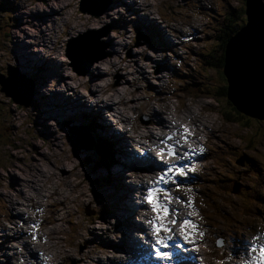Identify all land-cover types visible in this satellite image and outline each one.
<instances>
[{"label":"rangeland","instance_id":"1","mask_svg":"<svg viewBox=\"0 0 264 264\" xmlns=\"http://www.w3.org/2000/svg\"><path fill=\"white\" fill-rule=\"evenodd\" d=\"M41 1L43 2V0H0V80L2 81V88L6 90V94L12 93V87L9 86L10 82L3 75H7L6 72L9 67H16L19 71H23L22 73L27 74L23 77L27 81L23 83L30 86L32 99L31 97L25 98L34 100L37 106L28 103L26 106L16 107L13 104L14 99L8 96L11 99L9 100L4 95L5 93L0 91V226H5V232L8 233L0 231V264L6 263L4 258L6 255L10 256L12 254L14 247H20L18 249L24 253L25 264H46L50 261L52 264H137L138 262H134L138 259L136 257H140L144 251H146L145 256H147L145 259L148 258L146 249L148 244H144L145 239L141 236L139 238L141 244L143 243V247L139 253H134L135 250L133 249L131 255L134 256H127L123 252H118V250L114 253L115 250L111 248L112 251H107V255L101 254L102 257L106 256L108 259L91 263L85 257L94 246H97V253L100 254L103 240L109 241L110 245L117 243L120 239L117 230L120 227H116V219L111 214L101 210L97 206L96 200H94L97 196V200L110 199L104 192L102 185L104 182L100 180L103 179L101 177L104 172H100L103 165L99 163V153L96 157L99 165L93 164V168L92 148L88 150L87 155L82 148L80 149L79 154L84 159L89 158L87 168L83 172L81 167L80 169L77 168L78 161L74 158L76 156L71 153L68 144L70 143L69 138H66L68 135L76 137L77 134H69L67 128L73 126L76 131H81V126H74V124H78L76 115L82 109L79 106H70L71 108H68L65 112L62 111V115L56 116V113L60 112L62 107L60 93L62 92L64 96L73 97L72 88L77 85L80 86L79 83H84V87H80L81 92L89 93L87 91L89 87L94 92L93 94H97V97H91L90 94H87L89 98H92L89 101H97L101 96L104 100L105 97L109 96L116 103L115 106L108 107L110 114L106 110L104 121L105 124L111 128L113 127L114 131L120 133L126 131L125 138L127 140H133L128 137L130 132L133 134L146 132L145 130L149 128L144 125L150 123L149 114L151 110H140L138 105L134 103L139 98L140 101H145L150 95L154 94L162 95L163 99L158 101L163 100V103L166 102L165 104L169 106L171 114H161L165 121L168 119L166 121L167 125L170 124L172 127L174 124H179L181 123L178 122L180 119L183 122L188 121L186 123L196 125L191 133V140L194 145L197 143L208 155L207 159L204 156L202 160L203 169L199 175L204 180L198 190L205 193V195H201L205 201L207 200L206 196H209L214 202H207V205H202L205 225L210 237L215 239L214 242L207 245L208 249L206 250L209 254V260L211 259L210 256L221 253L222 244L218 243L220 239H216L214 236L222 235L221 231L216 233L217 228L228 227L231 223L234 224L235 221L252 219V213L258 208V204L254 205L257 200L248 191H250L251 185L263 186L264 183V119L259 120L238 112L227 100L226 92L223 94L218 92L226 85L223 75H219L218 69L213 65L204 64L206 57L212 63H216L218 59L220 60L222 44L216 38L219 35L221 36L220 32L224 29L222 21L232 19L224 17L227 13L226 6L232 7L238 14H242L241 10L244 8L245 1L125 0L127 3H132L137 12H133L132 9L127 12L122 4L115 3L116 0H85L86 3L83 4V7L80 4L82 0H47V4L43 5ZM258 1L264 9V2L262 0ZM58 2H62V4ZM147 3H149L147 9L152 12L151 17L148 16V18L155 20L177 47L155 45L152 36L153 30L146 28V25L144 26V23L138 19V15L145 16L144 13H146L138 9V6H144ZM107 4L109 7L97 16L95 13H98L101 9L103 10ZM36 7L39 10L44 8L45 11L60 7L61 13L54 14L52 17L47 15L44 19H41L42 14L34 15L31 13L35 11ZM85 14L86 16L96 17L95 19L101 15L105 17L92 27H83L79 22L84 21ZM233 23L238 25L239 17L234 19ZM35 25L37 28H35ZM46 25L49 30H45ZM74 25L75 28L72 29L71 26ZM88 30L91 31L88 32ZM86 31L88 33H85ZM92 32H95V34L92 35ZM47 33L50 40L46 39ZM179 33L188 36V41L177 37ZM77 35H82L83 39L94 36V39L99 40L98 51L91 56L88 55L90 48L81 47L82 40H78L80 48L84 51V55L80 52L79 55H76L84 61L78 63L80 67H77L69 58V49L67 48L70 41L76 39ZM45 39L46 41L43 42ZM8 48H13L19 54L25 53L24 57L20 56L16 60L15 55H10ZM143 49L145 53H141ZM28 50L34 63H32V68L26 69L27 67L19 62L25 63L24 59L27 58L26 53ZM167 50L169 51L167 52ZM152 52L157 54L153 55L157 60L161 57L165 59L167 68L157 72L154 68L149 67L145 55L152 56ZM113 53H118L121 57L130 56L133 59L131 61L126 60L125 65H123L120 57ZM100 55L104 58L97 59L96 57ZM112 55L114 56L113 59ZM49 60L54 62L50 67L47 62ZM84 65L85 67L89 66V70L93 73L102 71L103 74L93 76L91 72L84 68ZM74 74L78 75L79 78L74 79ZM157 76L162 79H156ZM136 89L138 91H135ZM73 91L75 90L73 89ZM131 92L136 93V97ZM76 93L82 95L80 92ZM117 96H120L119 103L121 104L117 103L118 99H115ZM133 97L138 100L129 101ZM97 103L99 102L97 101ZM108 103H110V100H108ZM153 104V108L161 107L159 103L153 102ZM85 107L89 108L91 106L86 105ZM196 118L198 119L196 120ZM84 120L86 121L85 117ZM118 120L124 121L123 127L121 121H119L120 126L116 124ZM117 126L120 129H117ZM150 126H155V124ZM75 137L73 138L75 139ZM160 145L159 147L167 146ZM126 146L128 148V145ZM103 154L109 155L106 148ZM141 154L138 153L134 162H132L135 165V170H142V163L137 160ZM69 156V159L74 158L76 160V166L73 167L72 164L74 163H69L66 159ZM166 157L168 159L171 156L166 155ZM125 158L119 157L120 160H126ZM138 164L139 168H137ZM250 165L259 167L261 172L258 179L251 175L255 172L251 170ZM119 169L120 173L125 171V182H128L131 178L127 173L134 171H126V167L122 169L121 165L109 167L111 172ZM115 173L117 174V172ZM84 174L89 177H84ZM96 180H98L99 185ZM133 182L136 184V181L133 180ZM109 186H105L107 193H109ZM167 189V193H170L175 201L183 204L180 199H177V195L180 197L184 193L180 191V188H177L174 179L167 186ZM174 189L175 192H173ZM256 191L257 188L253 193L256 194ZM50 192L55 193L59 199H64L62 197H65V195L67 197L62 202L68 209L66 212L62 211L63 217L58 223L54 222L52 216L54 207L51 206L53 204L52 199L50 200L47 196ZM186 197L191 198L192 202L195 201L192 195H186ZM29 198L31 200H28ZM20 203H23V205H20ZM32 203L41 204L37 215H45L46 219L42 222L36 217L35 229L39 233L35 234V231L31 230V234L28 236L25 234L24 229L27 230L33 226L30 222L27 223L28 220L30 221L31 218L35 217L33 215L34 211L30 209ZM129 204H133V200H130ZM253 205L254 207L249 210ZM185 206L189 207V205ZM231 208L236 209L234 211L235 216L226 214ZM182 210L180 208L178 212L180 213ZM21 211L25 215L23 216L24 219L18 218L17 213ZM102 213L111 221L110 224H107L109 232L105 235V239L100 237L102 229L105 230L104 222L98 221L97 218V215ZM259 213L264 218V206L260 208ZM13 215L14 217L10 218ZM175 217H177V214ZM200 217L201 214L198 211L197 222L194 223L198 227L195 234L189 236V240L203 237L202 235L205 233V230L200 227L202 224L199 223ZM134 219L137 220V215L134 216ZM78 220H80L79 223ZM142 220V217L139 216V222ZM172 227L175 229V238H178L180 232L179 221ZM132 231H134L133 228L129 230V233L132 234ZM168 234L172 235V233ZM168 243L169 247H166L165 250L150 249V264L170 263V258L163 260L162 257L159 258L156 255L157 251H166L168 256L171 257L173 255L171 247L177 242L173 244L170 241ZM240 244L235 245L239 246ZM149 247L151 248V245ZM49 249L50 251H48ZM50 253H52L54 259H50ZM95 254L96 252H93L94 257ZM17 256L13 254V258ZM11 261L14 262L13 259Z\"/></svg>","mask_w":264,"mask_h":264},{"label":"bare ground","instance_id":"2","mask_svg":"<svg viewBox=\"0 0 264 264\" xmlns=\"http://www.w3.org/2000/svg\"><path fill=\"white\" fill-rule=\"evenodd\" d=\"M57 1V0H56ZM112 1V0H110ZM42 2V1H41ZM47 4V0H43L42 2V5L43 4ZM60 4H62V2H58ZM86 2L84 1V4ZM115 3H119V4H122L125 8H126V11L129 12L130 10L129 9H132L133 12H137V9H135L134 5L132 3H127L125 0H116ZM149 3H147L146 5H141V6H138V9L140 10H143L145 14V16H139L138 15V19L140 21H142L144 23V26L146 25V28H150L151 30H153V40H154V43L156 46H165V47H177V45L175 43H173L170 38L166 35L165 31L163 30V28H161L156 22L155 20H150L148 18V16L151 17V11H149L147 9ZM113 8H115V6H113ZM117 9V8H116ZM61 8L59 7L58 9H53V8H50L49 10H46L43 8L42 10L40 9H35V11L31 12L33 13L34 15H40L42 14L43 16L41 17V19H44L47 15L49 17H52L54 14H57V13H61L60 12ZM125 13V12H124ZM100 14L102 13H97L96 15L99 16ZM86 16V14H85ZM38 17V16H37ZM105 16L102 17V15L100 17H97V19H95L96 17H93V16H86V18H84V21H80L79 23H81V25H83V27H92L96 24H98L102 19H104ZM40 18V17H38ZM107 18V17H106ZM40 19V20H41ZM153 19V18H152ZM51 21V20H50ZM35 28H37V26L35 25ZM34 28V29H35ZM39 28V27H38ZM72 29L75 28V25L74 26H71ZM45 30H49V27L46 25L45 26ZM40 31V30H39ZM91 30H88V32H90ZM87 31L85 33H88ZM84 33V34H85ZM95 34V32H92V35ZM47 40H50V36L49 34L47 33ZM46 39L43 41L45 42ZM78 40H82L81 41V47H86V48H90L88 50L89 54L88 55H94L96 51H98V46H99V40L97 39H89V38H86V39H83L82 38V35H77L76 39H72V41H70V43L68 44V53L70 55V58L71 60L73 61V63L75 65H77V67H80V64H78L80 61L82 60H78L79 56H76V55H79V52H77V50H75V48L77 46H79L78 44ZM51 42V41H50ZM13 45V44H12ZM30 46V45H29ZM96 46V47H94ZM98 47V48H97ZM157 48V47H156ZM9 50V53L10 55H15L16 57V60L17 58H19L20 56H22V58L24 57V54H19L17 53L13 48H8ZM21 51V50H20ZM27 52V51H26ZM141 53H145V50H141ZM115 54L116 56H119L123 65H125V62L126 60L127 61H131V59H133L132 57H128V56H120L118 53H113ZM150 54V53H149ZM27 55V58H25V63H21L19 62L21 65H24L26 66L27 68L26 69H29V68H32V63H34L32 60H31V55H30V51L28 50V52L26 53ZM153 55H157L155 54V52H152V56L151 55H145V60L146 62L149 64V67H152L154 68L157 72L158 71H162L163 69L167 68V62L165 61V59L163 57H161L160 59H156L155 57H153ZM133 56V55H132ZM98 57V56H97ZM96 57V58H97ZM13 58V57H12ZM114 58V56L112 55V59ZM22 60V59H21ZM99 61V60H97ZM49 63V67L51 64H53V60H49L47 61ZM84 61H82L83 63ZM102 62V61H101ZM136 62V61H135ZM131 63V62H130ZM118 64V63H117ZM128 64V63H127ZM135 64V63H134ZM225 64V61L223 63V66ZM129 66V65H128ZM155 66V67H154ZM112 67V66H111ZM124 67V66H123ZM140 67V66H139ZM84 68L87 69L89 72H91V70H89V66L85 67L84 65ZM114 68V67H113ZM131 68V67H130ZM137 68V67H136ZM135 68V69H136ZM153 70V69H152ZM137 71V70H135ZM141 71V70H140ZM153 72V71H152ZM93 76H101L103 74L102 71H96V72H91ZM133 74V73H132ZM141 74V73H140ZM38 75V74H37ZM147 75V74H146ZM156 75V74H155ZM40 76V75H38ZM133 76V75H131ZM154 76V75H153ZM73 78L77 79L79 78L78 75H75L73 76ZM140 78V77H138ZM143 79V78H142ZM156 79H162L160 78L159 76L156 77ZM151 80V79H150ZM76 81V80H75ZM142 81V80H141ZM138 82V81H137ZM78 83V82H77ZM133 83V82H132ZM80 86H75L74 88H72V92H73V97H68V96H64L63 93L61 92L59 97L61 98L62 100V107H61V111L60 112H57L56 113V116L58 117L59 114L62 115L63 112L62 111H66L68 110V108H71L72 106H79L82 110L78 112V114L76 115V119H77V122L78 124H74V126H78L80 125L81 127H84L86 132H87V129H88V134L92 135L93 136H96L98 138H103V141L101 143H99L97 145V149L98 150H102L103 148H106L108 150V154L110 156V166H119L121 165L122 166V169H124L126 167V165H123V163H126V161L132 156V153L130 152L129 148H127L126 145L127 144V139L125 138V135H126V131H124V133H120L118 131H114L113 130V127L111 128L109 125L105 124V121H104V108L105 107H111V106H115V102L113 100H111V98H109V96L105 97L104 100H102V96L100 98H98V102L100 103V106H99V103H97L96 101V106L93 107H89V108H86L85 106L88 105V102L90 99L92 98H89V95L87 94H90L91 97H97V94H93L94 92L91 91V89L88 87L87 88V91L89 93H84V92H81L80 90V87L83 88L84 87V83H79ZM87 84V83H86ZM135 84V83H134ZM141 84V83H140ZM29 87V85H28ZM139 87V86H138ZM157 88V87H156ZM73 89L76 91V92H80L82 95H79L77 94L75 91H73ZM129 90V89H128ZM85 91V90H84ZM135 91H138V89H136ZM98 92V91H97ZM132 93V92H131ZM136 94V93H135ZM134 93H132V95H134L136 97ZM120 95V94H119ZM35 96V95H34ZM168 97V96H167ZM116 100L118 99L117 103L120 102V96H117L115 98ZM124 99V98H123ZM143 99V98H142ZM145 99V98H144ZM163 99L162 98V95H150L145 101H140L141 99L139 98L138 99H135L134 97L132 99H129V101H136L138 100L136 103L134 104H137L138 105V108L140 110H143L145 109L146 111H150V123L149 125H144V126H147L149 127L150 125H154L156 123H160L163 118H162V113H170L169 111V106L168 104H165L163 103V100L162 101H158V100H161ZM108 100H110V103H108ZM127 100V99H126ZM155 100V101H154ZM167 100V99H166ZM77 101V103H76ZM93 101V100H92ZM153 102H156V103H159V105L161 107L159 108H153ZM129 103V102H128ZM131 103V102H130ZM121 104V103H119ZM125 104V103H124ZM127 104V103H126ZM186 105V104H185ZM71 106V107H70ZM188 106V105H187ZM191 107V106H190ZM197 108V107H196ZM73 109V108H72ZM158 111H156V110ZM173 109V108H172ZM188 109V108H187ZM194 109V108H193ZM109 110V108H108ZM190 110V109H189ZM198 110V109H197ZM110 111V110H109ZM112 111V110H111ZM118 111V110H117ZM174 111V110H172ZM180 111H182L180 109ZM193 111V110H192ZM199 111V110H198ZM201 111V110H200ZM183 112V111H182ZM190 112V111H189ZM178 113V112H177ZM197 113V112H196ZM201 113V112H200ZM199 114V113H197ZM196 114V115H197ZM88 115L89 117L86 118L85 116ZM121 115V114H120ZM175 115V113H174ZM178 115V114H177ZM188 115V114H187ZM173 116V115H172ZM186 116V115H185ZM61 117H66V116H61ZM84 117L86 118V121L84 120ZM126 117V116H125ZM165 117V116H164ZM168 117V116H167ZM206 117V116H205ZM211 117V116H210ZM166 118V117H165ZM195 118V117H194ZM185 119V118H184ZM198 118H196L197 120ZM74 120V119H73ZM91 120L94 121V123H91ZM168 120V119H167ZM166 120V121H167ZM175 120V119H173ZM177 120H179V118H177ZM181 120V119H180ZM187 120V119H186ZM206 120V119H205ZM214 120V119H213ZM121 121V125L123 124L124 121L122 120H118V122ZM182 121V120H181ZM190 121V120H189ZM215 121V120H214ZM179 122V121H178ZM188 122V121H187ZM202 123V122H201ZM96 124V125H95ZM178 124V123H177ZM189 124V123H187ZM217 124V123H216ZM118 125V124H117ZM213 125V124H211ZM124 125H122L123 127ZM201 126V125H200ZM210 126V124H209ZM146 127V128H147ZM198 128V127H197ZM200 129V128H199ZM208 129V128H207ZM214 129H216L214 127ZM125 130V128H124ZM202 130V129H201ZM149 131V130H148ZM207 131V130H206ZM91 132V133H90ZM208 132V131H207ZM138 133V132H137ZM137 133L133 134L130 132V135L128 137L130 138H133L135 139V137L137 136ZM141 133V132H140ZM138 133V134H140ZM200 133V132H199ZM215 134V133H214ZM201 135V134H199ZM205 135V134H204ZM207 135V134H206ZM205 135V136H206ZM203 137V136H202ZM194 139V138H193ZM198 139V138H197ZM195 140V139H194ZM193 140V141H194ZM195 142H198V141H195ZM213 142V141H212ZM149 144L152 143V140L148 141ZM215 143V142H214ZM201 144V143H200ZM232 144V143H231ZM166 145V144H164ZM161 146V145H160ZM162 155V154H161ZM164 155V154H163ZM162 155V156H163ZM120 158H123V157H126L125 159L126 160H120ZM155 154L154 153H147V154H141L140 158H137L138 161H140L142 163V170H135L134 172H130V173H127L128 176L134 180L137 176H139V181H138V196H139V202L137 203L138 204V208L139 209H136L134 204H129V201L130 200H133V191H136L137 192V186H135L132 182H129V183H126V178L124 177L125 176V171H121L120 173V169L119 170H114L115 172H117V174L115 172H111V170H109L108 168V175H109V181L107 183H105V186L107 185H110L109 186V196H110V199L109 200H97L98 199V196L94 199L96 200V203H97V206L99 208H101V210H104L105 213H108V214H111L115 219L116 221L118 222L116 224V227H122L120 229L117 230V234L119 235V241L117 243H114L112 245H110L111 243L107 240H103V245L101 246V252L100 254L97 253V246H94V248L91 250V252L88 254V255H85V257H87V259L93 263L95 261H99V260H103V259H108L106 256L102 257L101 254L103 255H107V251H112L111 248L114 251V253L118 250V252H123L125 254H128V255H131L132 253V250L134 249L135 251H133L134 253H139L140 249L143 247V243L141 244V241H140V236L143 237L145 239V242L144 244H148V247L146 246V249L148 251V257H149V251H150V245L151 243L155 242V238L153 236V234H149L150 232V227L149 225H147V223H144L145 219L150 221V220H153L155 217H156V213L152 212L151 210V206L148 205L145 197L147 196V189L149 187H153L154 189L157 187V184H156V181H157V178L155 176H153L152 174L149 173V168H150V164L151 162L155 159ZM69 157H67L66 159L69 161V163H74L72 164L73 167L76 166L75 164V159L72 158V159H69ZM98 159V158H97ZM135 160V159H134ZM64 163H66L65 161H63ZM134 162V161H133ZM78 168V167H77ZM120 168V167H118ZM137 168H139V164L137 165ZM79 171V170H78ZM46 172V171H45ZM80 173V172H79ZM120 173V174H118ZM221 174V173H220ZM24 176V175H23ZM46 176V175H45ZM219 176V175H218ZM222 176V175H221ZM212 178V177H211ZM20 181V180H19ZM135 181V180H134ZM19 184V183H18ZM21 185V184H20ZM113 185V186H112ZM19 186V185H18ZM168 185H165V184H161L159 185V187H166L167 188ZM113 187H115V189H113ZM257 186L256 185H251V188H250V191H248V193L252 194L255 198H256V195L253 193L255 188ZM92 190V189H91ZM55 191V190H54ZM48 192V191H47ZM58 192V191H57ZM83 192V191H82ZM86 192V190H85ZM175 192V189L174 191ZM22 193V196H23V191L21 192ZM93 194V193H92ZM132 194V195H131ZM36 195V194H35ZM162 196H165V197H168L170 196L171 199H166L165 202L168 203L170 205V208H169V216L166 217L165 219H171L173 218L176 214H177V217L179 218H187L185 212H184V209L186 208L185 205H189L187 203L188 199L186 197L185 194H181L180 197L182 199H180L182 201V203L184 204H180L178 203L177 201H175V199L170 195V193H161ZM177 195V194H176ZM47 196L50 198V200L52 199V207L53 208V211H52V216L54 217V222L55 223H58L62 217H63V212H66L68 207L63 204L62 201H65L67 199L66 195L65 197H62L64 199H59L56 194L54 193H49L47 194ZM61 197V196H60ZM178 197V195H177ZM23 198H26V197H23ZM33 198V197H32ZM13 199V198H12ZM46 199V198H45ZM44 199V200H45ZM28 200H31V198H29ZM43 200V201H44ZM216 200V199H215ZM219 200V199H218ZM3 201V200H2ZM35 201V200H34ZM8 202V201H7ZM195 201H191V206H189V208L192 207V205L194 204ZM222 202V201H221ZM227 202V201H226ZM6 203V202H5ZM43 203V202H42ZM14 204V203H13ZM224 204V203H223ZM230 203L228 202V205ZM238 204V203H237ZM20 205H23V203H20ZM41 205V204H40ZM40 205H38V203L36 204H31L30 206V209L34 211L33 215H37V211H38V208L40 207ZM225 205H227V203H225ZM9 206V204H8ZM238 206V205H237ZM236 206V207H237ZM12 207V206H11ZM42 207V206H41ZM10 208V207H9ZM29 208V206H28ZM182 208L183 210L179 213V209ZM238 208V207H237ZM120 209V210H119ZM221 209V208H220ZM18 210V209H17ZM20 210V209H19ZM16 211V210H15ZM149 211V212H148ZM234 211H236L235 208H231V210H228L227 211V215L228 216H235L234 215ZM61 212V213H60ZM135 212V213H134ZM140 212V216L142 217V221L141 222H138V224L134 227H132L134 229V231H132V234L131 232L129 233L126 232L125 228H130L133 224H134V216L137 215L136 213ZM16 213V212H15ZM42 213V212H41ZM98 213V212H97ZM14 214V213H13ZM39 214V213H38ZM18 215V218H21V219H24L23 216L24 213L21 211V212H18L17 213ZM244 215V214H242ZM38 216V215H37ZM41 218L43 219V221L46 219L45 215H40ZM14 217L13 216H10V218ZM94 217V216H93ZM97 218H98V221H103L104 222V228L105 230L102 229L101 231V239H105V235L109 232V230L107 229V224H110L111 221L109 219H107L105 217V215L102 214H98L97 215ZM233 218V217H232ZM251 218V217H250ZM112 220V219H111ZM29 221V220H28ZM48 221V220H46ZM45 221V222H46ZM17 222V221H16ZM80 222V220H78V223ZM85 222V221H84ZM83 222V223H84ZM178 222V221H177ZM236 222V221H235ZM15 223V222H14ZM44 224V223H43ZM52 224V222H51ZM120 224V226H119ZM217 224V223H216ZM220 224V223H219ZM232 224V223H231ZM88 225V224H87ZM106 225V226H105ZM42 226V225H41ZM112 226V225H111ZM219 226V225H217ZM13 227V226H12ZM20 227V226H19ZM115 227V226H114ZM220 227V226H219ZM5 226L1 225L0 226V231H4L5 232ZM88 228V227H87ZM90 229V228H89ZM218 229V228H217ZM31 230H34L35 231V234L39 233L36 229H35V226H32L30 227L29 229L25 230L24 229V232L26 235H30L31 234ZM40 231V229H39ZM23 232V231H22ZM94 232V231H93ZM96 232V231H95ZM112 232V231H111ZM7 233V232H5ZM49 233V232H48ZM83 233V232H82ZM8 234V233H7ZM10 234V233H9ZM85 234V233H84ZM83 234V235H84ZM15 235V234H13ZM12 235V236H13ZM23 235V234H22ZM44 235V234H43ZM82 235V236H83ZM177 235V234H176ZM16 236V235H15ZM39 236V235H38ZM80 236V234H79ZM27 237V236H26ZM46 237V236H44ZM43 237V238H44ZM89 237V236H88ZM91 237V236H90ZM191 237V236H190ZM197 237V236H196ZM3 238V237H2ZM38 238V237H37ZM58 238V237H57ZM21 239V238H20ZM18 239V240H20ZM115 239V238H113ZM48 240H49V237H48ZM58 240V239H57ZM191 240V239H190ZM37 241V240H36ZM54 241V240H53ZM60 241V240H59ZM20 242V241H19ZM29 242V241H28ZM31 242V241H30ZM58 242V241H57ZM53 243V242H52ZM245 244L246 243H242L240 244L239 246H236L234 244L233 246V249L234 251H239V252H245L246 250V247H245ZM172 245V244H171ZM55 246V245H54ZM63 246V245H62ZM13 247V246H12ZM30 247V245H29ZM20 248V247H18ZM18 248L14 247V250L12 251V257L11 259H13V254L14 255H21V250H19ZM31 248V247H30ZM60 248V247H58ZM172 248V247H171ZM18 249V250H17ZM68 249V248H67ZM66 249V250H67ZM23 250V249H22ZM152 250V249H151ZM50 251V249L48 250ZM55 251V250H54ZM170 251V250H169ZM2 252V251H1ZM34 252V251H33ZM44 252V251H43ZM67 252V251H66ZM93 252H96L95 254V257L93 256ZM152 252V251H151ZM172 252V251H171ZM49 253V252H48ZM112 253V252H111ZM145 253L146 251L143 252V254L138 257L137 260H141L142 258L145 259L147 256H145ZM32 254V253H31ZM117 254V253H116ZM170 254V253H169ZM54 255V253H53ZM127 255V256H128ZM50 256H52V253H50ZM55 256V255H54ZM115 256V255H114ZM113 256V257H114ZM112 257V256H111ZM170 257V256H169ZM160 258V256H159ZM5 259V258H4ZM37 259V258H36ZM41 259V258H40ZM164 260V259H163ZM168 260V259H166ZM39 261V260H38ZM105 261V260H104ZM159 261V260H158ZM161 261V260H160ZM6 262H8L7 264H9V260L7 259ZM12 262V261H11ZM36 262V261H35ZM51 262V261H50ZM13 263V262H12ZM37 263V262H36ZM98 263V262H97ZM11 264V263H10ZM47 264V263H46Z\"/></svg>","mask_w":264,"mask_h":264},{"label":"clouds","instance_id":"3","mask_svg":"<svg viewBox=\"0 0 264 264\" xmlns=\"http://www.w3.org/2000/svg\"><path fill=\"white\" fill-rule=\"evenodd\" d=\"M84 1L85 0H82L80 3L82 5V7L84 4ZM244 1H245L244 8L241 10L242 14H238L236 12V10H234L232 7H230V9L227 11V13H228L229 11H231L233 9L234 13L236 14V18L239 17V24L240 25H239V28L231 35L232 38L234 36H236L248 24V13L246 14V0H244ZM262 2H264V1L262 0ZM255 4L257 6L255 14L258 15L259 24L264 29V9H263V6L259 3L258 0L255 2ZM108 7L109 6L107 4L103 8V10L101 9L98 13L104 12V10H106ZM95 14H97V13H95ZM234 17H235V15H234ZM218 23H219V21H218ZM220 34H221V32H220ZM221 36H222V34H221ZM177 37L182 38L184 41H188V36H184L181 33H179V35ZM89 39H94V36L89 37ZM229 39H228V41H229ZM228 41H227V43H228ZM227 43L225 44V46L227 45ZM75 50H77V52H79L80 46H77ZM225 50H226V48H225ZM225 50H224V58H225ZM168 51L169 50H167V52ZM78 60H81V58H78ZM22 72L19 71V69H17L16 67H9L7 69V72H6L7 75H3L7 78L10 75V73H13L14 75H16V77L19 80V82H17V80H16V82L14 84L15 92L19 93L18 99L13 100V104L16 107L26 106V105H28V103L29 104L33 103L35 105L34 100H31L32 99V92H31L30 86L28 87V85L23 83V82L27 81V80L23 79V77H25L27 74L26 73L24 74ZM221 75H223V77L225 78V81H226V94H227L228 83L226 80V76L223 74V67L221 69ZM0 85H1V83H0ZM0 89H2V85H1ZM2 92H4V91L2 90ZM4 95L6 96L7 94L5 93ZM6 97L9 99L8 96H6ZM25 97H31V99L29 100ZM9 100H11V99H9ZM229 103L233 106V104L231 102H229ZM88 105L95 107L96 101H93V102L89 101ZM99 105H100V103H99ZM106 110H107V113L110 114V111L108 110V108H104V118H105ZM85 117L88 118L89 116L86 115ZM248 117H251V116H248ZM252 118H255V117H252ZM256 119H258V118H256ZM60 120H62V119H60ZM259 120H262V119H259ZM179 122H181V123L174 124L171 127V130L166 132L165 128H166L167 124H166L165 119H163L160 123H156L155 126H149V128L147 130H145L146 132H141L140 134H137V136H136L137 138L136 137H135V139L132 138L133 140H131V141L127 140L128 148H129L130 152L132 153V156L125 163L126 171H135V168H131V167H129V165L134 161L135 156L138 153H143L144 150H148L149 148L151 149L150 150L151 153H152V151L157 153V151L159 149V145L161 144L160 141L162 139H164L165 137H171L170 140H165L166 145H169V144L176 145L177 141H180V146L176 147V152L179 153L180 155L171 156L170 158H168V160L169 161H177L181 164L186 165V168H185L186 174L184 176H179L178 174H175L173 172L171 174L172 179H174L176 181V183L179 184L180 190L190 192L191 195L195 198V208L186 207L184 209V212H185L187 218H189L192 221V223H195V222H197V212L199 211L201 214L199 223H202L200 225V227L202 230H205V233L202 235L203 237H199L197 239H191V240H194V243H189L187 241L186 242L189 244H192V245L195 244L198 247V253L205 259V262L207 264H255V260L253 258L258 257L259 248H257L255 251H253L251 249V245H252V243H256L257 245H259L260 243H264V218L259 213V210L261 207H258L259 209H257L261 218H258L255 215H252L253 216L252 219L235 222L234 224H230L228 227L220 228V229L218 228L216 230V233L221 231L220 233L222 234V235H214L216 239H220V240H218V243L222 244L221 245L222 251L218 255L210 256L211 259L209 260V254H208V251L206 250V249H208L207 245L211 244V242H214L215 239L214 238L212 239L210 237L209 231L205 225L204 218H203L204 217V208L202 205L205 206V204L207 205V202L208 203H214V202H213V199L209 196H206L207 200L205 201L203 196H201V195H205V193L198 190L199 186L202 185V182L204 180V178L200 177V175H199V173L203 169V161L202 160H203L204 156H205V159H207L208 155L197 143L194 145V143L191 140V133L196 128V125L194 123L187 124L186 123L187 121L183 122V121L179 120ZM68 123L71 124L70 122H68ZM91 123H94V121L91 120ZM116 124H118L120 126L118 121H116ZM119 126H117V129H120ZM185 127L189 130L188 133H184L183 129ZM67 130H68L69 134H71V133H77V134H76V137L72 136V135H68V136H66V138L69 136L75 137L77 139V142H79V143L81 142V143H84L87 145V148L85 149L86 155L89 153L88 150H90L92 148L91 149V151L93 153L92 159H91L92 165L93 164L99 165L98 162L96 161L97 153H99L98 156L101 159L99 161V163L103 165V167L100 169V172H104V175L101 178H103L105 180V182L107 183L109 181V175H108L107 171H108V168L110 167V156L109 155L106 156L105 154H103L105 148H103L102 150L97 149V145L103 141V138H98L96 136H92V135L88 134L84 127H81V131H76L73 126H72V128H67ZM181 136H186V139L181 140ZM150 140H152L151 144L148 143V141H150ZM185 153L187 155H185ZM161 154L162 155L164 154L163 156L166 157L167 152H164ZM181 156H183V159L180 158ZM103 158H105L107 162H104ZM155 159L159 162L157 157H155ZM93 168H94V165H93ZM149 173L152 174L153 176H155L156 178H158V176L161 173V170H159V169L149 170ZM196 178H197V180H196ZM134 180L136 181V184L133 182L132 179H130L129 182H132L135 186H137V192L133 191V204H134L136 209H139L138 205H137V202L139 199L136 200V194L138 195V191H139L138 185H137L138 181H139V176H137ZM96 182H98V180H96ZM105 182H104V184L102 183V185L104 187L103 189H104V192L106 193V195L108 197H110L109 194L105 190ZM129 182H126V183H129ZM98 185H99V182H98ZM94 188H96V187H94ZM256 193H258V192L256 191ZM136 214H137V220L134 221V224L130 228H125L126 232H128L132 227H134L138 224L139 216L141 213L138 212ZM202 214H203V216H202ZM36 217L39 220H42V222H43V219L41 218V216L38 215V216L31 218V220L28 221L27 223L30 222L31 225L35 226V221H37V220H35ZM145 221H146L147 225H149V227H150L149 234H153V230H152V227H151L149 221L146 219H145ZM120 228H122V227L120 226ZM178 236H180V232L178 233ZM41 238H42V235H41ZM176 240H177V238H175V241ZM154 243L155 242L151 243V249H153V250H156V249L165 250L166 249L163 246H157L154 249V247H153ZM240 243H246L245 252H239V251L232 250L234 244H240ZM219 244H217V245H219ZM210 248H209V250H210ZM11 257L12 256H10L8 258L5 257V259H4L5 262L8 259L9 264H10L11 263ZM49 257H50V259H54L52 256H49ZM150 259H151V255H150ZM13 260H14V262L11 264H25L24 263V260H25L24 253L21 252V255L17 256L16 258H13ZM147 261L148 260L144 261L143 264H147ZM7 263L8 262H6L5 264H7ZM47 264H52V263L47 262Z\"/></svg>","mask_w":264,"mask_h":264},{"label":"water","instance_id":"4","mask_svg":"<svg viewBox=\"0 0 264 264\" xmlns=\"http://www.w3.org/2000/svg\"><path fill=\"white\" fill-rule=\"evenodd\" d=\"M256 1L246 0L248 24L236 36L229 39L225 50L223 74L228 83L226 97L237 111L251 117L264 119V114H262L264 113V29L259 24L258 15L255 14ZM79 52L84 55L81 48ZM101 58L104 56L97 57V59ZM7 79L10 82L9 86L12 87V93L6 96L17 100L19 93L14 92V84L16 80L17 82L19 80L13 73H10ZM0 90L6 93L3 88ZM68 138L71 153L78 159L71 156L78 161L77 167L79 169L81 167L85 172L89 158L84 159L79 152L82 148L85 153L87 145L77 142V139L71 136ZM85 176L89 177L84 174Z\"/></svg>","mask_w":264,"mask_h":264},{"label":"snow or ice","instance_id":"5","mask_svg":"<svg viewBox=\"0 0 264 264\" xmlns=\"http://www.w3.org/2000/svg\"><path fill=\"white\" fill-rule=\"evenodd\" d=\"M183 127V126H182ZM184 133H188V129L185 127ZM171 137H165L160 141L161 145L165 144V140H170ZM186 139V136H181V140ZM180 146V141H177L176 145H167L162 146L159 152L156 153V157L159 160V164L162 165V170L160 175L157 178L156 184L157 187L154 189L153 187H149L147 189V196L145 197L148 205L151 206L152 212L156 213V217L153 220H150L149 223L153 230V236L155 237V243L153 247L163 246L169 247L168 242L175 243V229L172 225H175L179 220V228H180V236L181 240L187 241L189 243H194V240H189V236L195 234L197 230V225L192 223L189 218H179L173 217L171 219H165L169 216V208L170 205L165 202L166 199H171L170 196L165 197L162 196L161 193H167L168 189L166 187H159L161 184L170 185L172 182V173L178 174L179 176H184L186 174L185 168L186 165L181 164L177 161H169L167 157L162 156L161 153L167 152L168 156L180 155L176 152V147ZM185 155H187L185 153ZM183 159V156L180 157ZM177 188H179V184L177 183ZM177 199H182L181 197H177ZM187 203L191 206V198L188 199ZM168 233H172L169 235ZM255 239V238H254ZM178 247V245H176ZM259 248L258 257H254L255 264H264V243H260L257 245L256 243H252L251 249L255 251ZM157 256L167 257L168 252L166 251H157Z\"/></svg>","mask_w":264,"mask_h":264},{"label":"trees","instance_id":"6","mask_svg":"<svg viewBox=\"0 0 264 264\" xmlns=\"http://www.w3.org/2000/svg\"><path fill=\"white\" fill-rule=\"evenodd\" d=\"M229 8L230 7H227L226 6V9H227V11L229 10ZM234 15H235V17H234ZM225 18H232L231 20H229V21H222V23L224 24V29H222V31H221V34H222V36H218L216 39H218L220 42H221V44H222V50H221V57H220V60L218 59L217 60V62L216 63H212L211 62V60H209V59H207V57L205 58V60H204V64L205 65H213L215 68H217L218 69V73H219V75H221V69H222V67H223V63H224V50H225V48H226V46H225V44L227 43V41H228V39L231 37V35L239 28V25L240 24H238V25H236V24H232V21H233V19H235L236 18V14L234 13V11H233V9L231 10V11H229L228 13H226L225 14V16H224ZM242 18V17H241ZM242 20V19H241ZM219 93H225L226 92V85L225 86H223V88L222 89H220V91H218ZM100 159V158H99ZM104 159V162H107L106 161V159L105 158H103ZM101 160V159H100ZM99 160V161H100ZM251 161V160H250ZM251 163H253V162H251ZM250 167H251V170H253L254 172H255V174L253 173V174H251L255 179H258V176H259V174H260V169H259V167L258 166H256V165H250ZM102 182H105V180L104 179H100ZM106 183V182H105ZM263 186H257V192L258 193H256V200L257 201H255V203H254V205L257 203L258 204V207H262V206H264V183L262 184ZM254 205L249 209V210H251L253 207H254ZM258 209V208H257ZM257 209L252 213L253 215H255L256 217H258V218H261V216H260V214L258 213V211H257ZM222 225V224H221Z\"/></svg>","mask_w":264,"mask_h":264}]
</instances>
